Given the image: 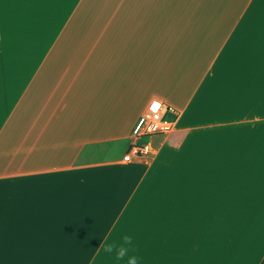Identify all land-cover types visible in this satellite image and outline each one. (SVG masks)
Masks as SVG:
<instances>
[{"label":"crops","instance_id":"0c3cea01","mask_svg":"<svg viewBox=\"0 0 264 264\" xmlns=\"http://www.w3.org/2000/svg\"><path fill=\"white\" fill-rule=\"evenodd\" d=\"M130 256L264 264V0H0V264Z\"/></svg>","mask_w":264,"mask_h":264},{"label":"built area","instance_id":"2783aa9c","mask_svg":"<svg viewBox=\"0 0 264 264\" xmlns=\"http://www.w3.org/2000/svg\"><path fill=\"white\" fill-rule=\"evenodd\" d=\"M159 105V107H156ZM172 109L159 99L152 100L142 116L143 130L136 139L146 140L150 137L169 133L172 129V123L165 120L168 113H172ZM151 154V148L145 141L142 143L131 144L128 152L124 156V161L128 162L132 158H147Z\"/></svg>","mask_w":264,"mask_h":264},{"label":"clouds","instance_id":"9594fccd","mask_svg":"<svg viewBox=\"0 0 264 264\" xmlns=\"http://www.w3.org/2000/svg\"><path fill=\"white\" fill-rule=\"evenodd\" d=\"M132 244V238L130 236L123 237V243L120 246L115 244H110L107 242L101 243L99 248L102 249L104 253L112 254L115 253V258L117 260H123L129 253V245ZM127 264H137V257L130 256L128 257Z\"/></svg>","mask_w":264,"mask_h":264},{"label":"rangeland","instance_id":"374dc122","mask_svg":"<svg viewBox=\"0 0 264 264\" xmlns=\"http://www.w3.org/2000/svg\"><path fill=\"white\" fill-rule=\"evenodd\" d=\"M165 120H166V121H169V122H172V121L174 120V117L171 116V115L168 113V115L166 116ZM117 148L120 149L121 152H123L124 149H125V145H124V143H121V142H120V144H119V146H118Z\"/></svg>","mask_w":264,"mask_h":264},{"label":"snow or ice","instance_id":"6c2138e0","mask_svg":"<svg viewBox=\"0 0 264 264\" xmlns=\"http://www.w3.org/2000/svg\"><path fill=\"white\" fill-rule=\"evenodd\" d=\"M156 107H159V105H156Z\"/></svg>","mask_w":264,"mask_h":264}]
</instances>
